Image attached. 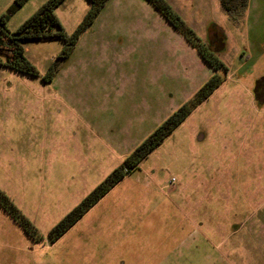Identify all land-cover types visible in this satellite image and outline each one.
<instances>
[{
  "label": "rangeland",
  "instance_id": "rangeland-1",
  "mask_svg": "<svg viewBox=\"0 0 264 264\" xmlns=\"http://www.w3.org/2000/svg\"><path fill=\"white\" fill-rule=\"evenodd\" d=\"M45 1L27 0L6 28ZM167 1L206 43L220 26L228 38L213 50L227 72L53 243L55 224L215 71L145 0H110L50 83L60 41L23 45L36 77L0 67V190L41 236L0 207V264H264V0L245 21L218 0ZM89 6L64 0L54 12L70 34Z\"/></svg>",
  "mask_w": 264,
  "mask_h": 264
},
{
  "label": "trees",
  "instance_id": "trees-1",
  "mask_svg": "<svg viewBox=\"0 0 264 264\" xmlns=\"http://www.w3.org/2000/svg\"><path fill=\"white\" fill-rule=\"evenodd\" d=\"M27 0H13L3 14H0V67L12 69L16 73L27 74L31 77L38 75L37 70L24 56L23 45L26 42L60 41L61 48L59 53L53 58L49 67L42 76L44 82L50 83L56 73L60 71L63 64L72 56L76 43L80 36L96 21L102 8L108 0H88L87 9L82 21L76 25L74 30L68 34L60 24L61 22L55 15V9L64 0H46L36 9L20 26L10 32L6 24L10 17L25 4ZM221 7L226 14L233 20H237L246 10L248 0H219ZM154 10L162 15V18L178 34L184 37L187 43L197 52L201 60L205 62L215 74L211 75L203 85L188 99L181 107L174 110L151 134L131 152L125 156L122 163L108 173L105 178L87 195L80 200L65 216L59 220L48 233V241L53 243L58 237L77 222L85 213L93 207L100 199L111 190L122 178L130 171L138 167V164L149 154L157 145L166 138L174 128L182 123L186 117L204 101L221 84L222 78L216 72L224 70L227 72L225 64L219 60L214 52V47L225 39L223 32L216 26L210 27L209 34L212 42L206 43L200 39L189 25H187L178 15L175 9L167 0H146ZM264 79V78H263ZM258 89H256V92ZM0 207L19 224L28 237L33 240H40L41 236L37 229L12 203L10 198L0 190Z\"/></svg>",
  "mask_w": 264,
  "mask_h": 264
},
{
  "label": "crops",
  "instance_id": "crops-1",
  "mask_svg": "<svg viewBox=\"0 0 264 264\" xmlns=\"http://www.w3.org/2000/svg\"><path fill=\"white\" fill-rule=\"evenodd\" d=\"M110 0H108L107 1V3L109 2ZM146 1V0H145ZM169 2V1H168ZM250 2H251V0H248V4H247V7H246V10L243 12V16H242V19H240L241 21H245V20H248V17L246 16V12H247V9H248V7H249V4H250ZM106 3V4H107ZM147 3V2H146ZM170 3V2H169ZM147 4H149V3H147ZM218 4H219V6H220V8L222 9V7H221V4H220V1L218 0ZM151 6V5H150ZM223 10V9H222ZM156 11V10H155ZM157 12V11H156ZM223 12H225V10L223 11ZM98 19V18H97ZM238 20V19H237ZM236 20V21H237ZM167 23V22H166ZM168 24V23H167ZM169 25V24H168ZM216 26L223 32V34H224V37H225V40H227V38H228V36L225 34V32L220 28V26L219 25H217L216 24ZM170 27H171V25H170ZM172 28V27H171ZM172 30H173V34H172V37H174L173 39H177V41H178V43L179 44H181L183 47H184V49H186L187 51H189L190 53L192 52V47L187 43V41L184 39V37L183 36H181L180 34H178L177 33V31L175 30V29H173L172 28ZM142 31V30H141ZM207 32L205 33L206 34V36L208 35L209 36V31H208V27H207V30H206ZM207 38V37H206ZM75 50V49H74ZM193 51L195 52V55L198 57V59H201V57L197 54V52L193 49ZM74 53V52H73ZM191 54H193V53H191ZM73 55V54H72ZM194 56V55H193ZM71 57V56H70ZM57 74V73H56ZM136 76L137 75H133L132 77H133V79H132V81H134L135 79H136ZM122 79L124 78V76L122 75V77H121Z\"/></svg>",
  "mask_w": 264,
  "mask_h": 264
},
{
  "label": "built area",
  "instance_id": "built-area-1",
  "mask_svg": "<svg viewBox=\"0 0 264 264\" xmlns=\"http://www.w3.org/2000/svg\"><path fill=\"white\" fill-rule=\"evenodd\" d=\"M175 183V179L173 177L170 178V181H169V186H171L172 184Z\"/></svg>",
  "mask_w": 264,
  "mask_h": 264
}]
</instances>
